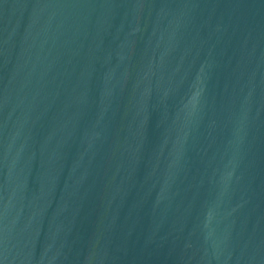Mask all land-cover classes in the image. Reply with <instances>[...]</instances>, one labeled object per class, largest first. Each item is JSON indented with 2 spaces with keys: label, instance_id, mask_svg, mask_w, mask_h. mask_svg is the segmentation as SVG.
I'll use <instances>...</instances> for the list:
<instances>
[{
  "label": "water",
  "instance_id": "water-1",
  "mask_svg": "<svg viewBox=\"0 0 264 264\" xmlns=\"http://www.w3.org/2000/svg\"><path fill=\"white\" fill-rule=\"evenodd\" d=\"M0 264H264V0H0Z\"/></svg>",
  "mask_w": 264,
  "mask_h": 264
}]
</instances>
